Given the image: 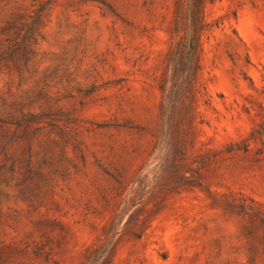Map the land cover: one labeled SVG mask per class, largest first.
I'll return each mask as SVG.
<instances>
[{
  "label": "rangeland",
  "instance_id": "374dc122",
  "mask_svg": "<svg viewBox=\"0 0 264 264\" xmlns=\"http://www.w3.org/2000/svg\"><path fill=\"white\" fill-rule=\"evenodd\" d=\"M0 264H264V0H0Z\"/></svg>",
  "mask_w": 264,
  "mask_h": 264
},
{
  "label": "trees",
  "instance_id": "16d2710c",
  "mask_svg": "<svg viewBox=\"0 0 264 264\" xmlns=\"http://www.w3.org/2000/svg\"><path fill=\"white\" fill-rule=\"evenodd\" d=\"M195 35H194V32H191V38L189 40V44L191 46V51L194 50V44H195Z\"/></svg>",
  "mask_w": 264,
  "mask_h": 264
}]
</instances>
